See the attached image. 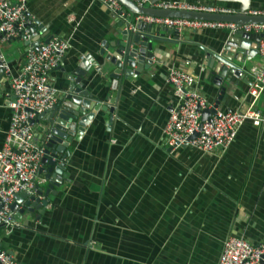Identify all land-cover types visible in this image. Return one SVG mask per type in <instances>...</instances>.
<instances>
[{"label": "crops", "instance_id": "obj_1", "mask_svg": "<svg viewBox=\"0 0 264 264\" xmlns=\"http://www.w3.org/2000/svg\"><path fill=\"white\" fill-rule=\"evenodd\" d=\"M201 1L235 11L240 5ZM249 7L264 9V0H249ZM27 8L34 27H43L36 30L40 41L50 35L69 42L49 74L59 96L68 87L67 72L83 55L101 63L100 49L110 52L108 43L119 38L121 19L96 0H29ZM143 34L154 38V60L137 76L122 78L114 104L104 73L93 67L87 73L84 87L91 98L114 111H93L82 135L68 145L62 184L53 188L43 215L0 227V247L22 264H217L229 235L264 242V127L246 121L226 149L210 153L190 145L172 150L163 137L176 104L168 70L194 75L196 88L213 105L220 89L212 83L205 49H220L232 31L159 27ZM254 34L247 39L252 50ZM26 48L21 38L0 45L10 64V73L0 78V147L11 115L10 77L21 71ZM261 63L252 52L237 64L247 69ZM249 83L234 75L221 84L225 93L217 110L246 106ZM263 106L264 95L255 102ZM32 126L42 143L46 121L35 119Z\"/></svg>", "mask_w": 264, "mask_h": 264}, {"label": "built area", "instance_id": "obj_2", "mask_svg": "<svg viewBox=\"0 0 264 264\" xmlns=\"http://www.w3.org/2000/svg\"><path fill=\"white\" fill-rule=\"evenodd\" d=\"M28 1L0 0V45L21 38L26 41L27 47L21 71L10 77L13 95L9 101L11 115L0 147V223L3 227L15 223L12 219L15 212L10 206L14 196L22 192L34 194L39 185L46 183L44 176L39 174L44 145L36 139L31 120L58 101V90L50 83L49 74L59 66L69 49L68 40L58 36L51 37L47 42L32 43L38 34L29 27L36 23L27 12ZM96 1L104 5L115 17L125 18L126 12L118 0ZM133 1L137 6L150 5L163 10L217 14L236 12L201 0L193 2L159 0L154 3L149 0ZM244 13L264 15V9L248 8ZM133 22L151 24L176 33H181L185 29L228 28L232 32L242 30L262 34L256 45V52L262 63L240 69L235 75L237 78L248 77L250 80L248 85L250 102L239 109L226 112L216 110L209 119L201 120L202 110L213 105L196 88L195 76L178 67H171L168 70L166 81L173 87L176 98V104L169 112L163 129L164 142L168 148L173 150L185 144L204 153H210L216 149H226L246 121L256 127H264V106L255 107L256 100L264 95V23L237 25L229 21L147 14L134 15ZM130 28L134 29L133 25ZM0 68L4 73H10L9 61L1 51ZM0 264L22 263L0 247ZM217 264H264V242L254 245L242 237L229 235L223 243Z\"/></svg>", "mask_w": 264, "mask_h": 264}, {"label": "water", "instance_id": "obj_3", "mask_svg": "<svg viewBox=\"0 0 264 264\" xmlns=\"http://www.w3.org/2000/svg\"><path fill=\"white\" fill-rule=\"evenodd\" d=\"M123 6L126 16L118 23L119 38L109 42L111 51L106 52L107 48L100 49L101 63L93 61L91 55H84L76 64V67L67 72L68 87L61 93L56 104L50 109L41 112L35 119L45 120L47 123L44 128L43 145L44 156L41 159L39 174L46 179V186L39 185L34 194L27 192L18 193L14 196L11 209L15 212L13 221L31 220L32 217L39 219L45 212L50 195H54L62 184V175L65 171L66 157L69 155L68 145L77 140L89 121L93 118L94 112L102 110L113 114L114 108L110 105L96 102L84 87L87 73L91 69L104 73L111 85L112 93L110 104H114L116 91L122 78L135 77L143 69H148L155 56L154 38L143 32L153 33L159 27L143 22H133L136 14H147L163 17H184L203 20H219L234 22L237 25L246 23H264V15H248L244 13L249 7V0H217L223 2H237L239 7L233 14H217L184 10H163L151 7L150 5L137 6L133 0H118ZM158 0H150L154 3ZM128 14V15H127ZM133 25L134 29L130 26ZM33 30L43 27L39 25H29ZM165 29V28H161ZM167 30V29H165ZM159 31L156 32V35ZM40 36L34 38L33 44H38ZM258 41L262 34H254ZM44 37V36H43ZM248 37L250 33L242 30L233 31L224 45L220 49H205V62L213 75V85L220 89L215 103L211 108L202 110L201 120L209 119V116L216 112L220 99L225 93V87L221 84H230L233 76L239 72L237 63H243L249 59V55L255 50L249 49ZM51 38L45 37L44 42ZM26 44V41H24ZM4 75L0 68V78ZM224 85V84H223ZM31 120V124L35 121ZM195 136V135H194ZM192 136V137H194ZM185 146V144L183 145ZM48 166V168H45ZM0 227L3 224L0 223Z\"/></svg>", "mask_w": 264, "mask_h": 264}]
</instances>
